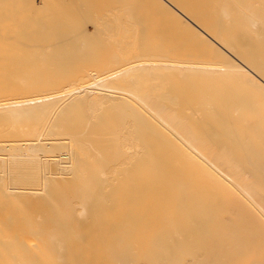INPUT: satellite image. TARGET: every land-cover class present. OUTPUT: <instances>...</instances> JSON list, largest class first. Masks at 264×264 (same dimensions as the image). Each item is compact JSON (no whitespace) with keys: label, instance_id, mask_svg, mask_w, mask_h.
<instances>
[{"label":"bare ground","instance_id":"bare-ground-1","mask_svg":"<svg viewBox=\"0 0 264 264\" xmlns=\"http://www.w3.org/2000/svg\"><path fill=\"white\" fill-rule=\"evenodd\" d=\"M0 182V264H264V0H0Z\"/></svg>","mask_w":264,"mask_h":264},{"label":"rangeland","instance_id":"rangeland-1","mask_svg":"<svg viewBox=\"0 0 264 264\" xmlns=\"http://www.w3.org/2000/svg\"><path fill=\"white\" fill-rule=\"evenodd\" d=\"M0 183H2V182H0ZM4 184H5L6 187H12V186H11V182H10V184H9V179H8L7 181H6V179H5V183H4ZM1 185H2V184H1ZM0 218H2V217H0Z\"/></svg>","mask_w":264,"mask_h":264}]
</instances>
